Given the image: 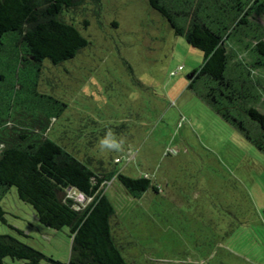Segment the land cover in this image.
<instances>
[{"label": "rangeland", "instance_id": "1", "mask_svg": "<svg viewBox=\"0 0 264 264\" xmlns=\"http://www.w3.org/2000/svg\"><path fill=\"white\" fill-rule=\"evenodd\" d=\"M61 16L88 44L61 64L44 60L37 75L4 38L0 124L29 123L42 107L62 103L46 138L98 175L144 176L159 186L139 200L115 177L100 187L114 207L112 239L129 264H264V156L187 88L203 53L147 0H73ZM250 24L264 32V15ZM249 56L240 51L247 63ZM248 81L264 112V73L255 70ZM66 195L76 209L90 202L73 190ZM0 206V235L67 264L66 229L40 225L14 188Z\"/></svg>", "mask_w": 264, "mask_h": 264}, {"label": "trees", "instance_id": "2", "mask_svg": "<svg viewBox=\"0 0 264 264\" xmlns=\"http://www.w3.org/2000/svg\"><path fill=\"white\" fill-rule=\"evenodd\" d=\"M147 1L177 36L203 53L187 88L264 156V112L257 106V97L248 92L253 88L250 73H264L263 28L250 24L255 14L264 15V0ZM72 2L0 0V50L5 37L18 44L19 61L34 64L36 75L44 60L58 65L73 59L88 42L61 16ZM240 51L249 53L248 63ZM54 103L52 109L44 106L39 114L29 115V123L0 124V202L14 188L40 225L54 231L66 229L71 240L67 264H129L112 239L114 207L100 187L115 177L132 199L139 200L147 192L157 194L159 186L144 176L132 178L116 171L98 175L46 138L51 120L65 107ZM68 190L90 202L82 209L74 208L75 203L66 197ZM4 215L0 206L2 222ZM6 258L24 264H61L11 236L0 235V264Z\"/></svg>", "mask_w": 264, "mask_h": 264}, {"label": "water", "instance_id": "3", "mask_svg": "<svg viewBox=\"0 0 264 264\" xmlns=\"http://www.w3.org/2000/svg\"><path fill=\"white\" fill-rule=\"evenodd\" d=\"M193 76H194V73H191V74L188 76V80H189V81L192 80Z\"/></svg>", "mask_w": 264, "mask_h": 264}, {"label": "clouds", "instance_id": "4", "mask_svg": "<svg viewBox=\"0 0 264 264\" xmlns=\"http://www.w3.org/2000/svg\"><path fill=\"white\" fill-rule=\"evenodd\" d=\"M105 143H107V141H105Z\"/></svg>", "mask_w": 264, "mask_h": 264}, {"label": "built area", "instance_id": "5", "mask_svg": "<svg viewBox=\"0 0 264 264\" xmlns=\"http://www.w3.org/2000/svg\"><path fill=\"white\" fill-rule=\"evenodd\" d=\"M180 69V68H179Z\"/></svg>", "mask_w": 264, "mask_h": 264}]
</instances>
